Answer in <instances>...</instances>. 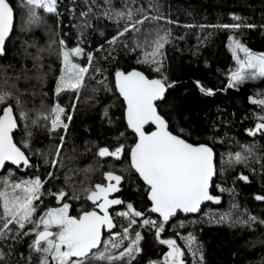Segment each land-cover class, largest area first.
Wrapping results in <instances>:
<instances>
[{"label": "snow or ice", "instance_id": "obj_1", "mask_svg": "<svg viewBox=\"0 0 264 264\" xmlns=\"http://www.w3.org/2000/svg\"><path fill=\"white\" fill-rule=\"evenodd\" d=\"M83 3L85 7L79 17H76L75 0L67 9L70 20L79 21L72 25L76 29L72 44L70 33L61 34L58 0H22L18 24L17 12L10 0H0V61H4L0 62V169H7V174L0 176V264H13V257L14 264H139L143 229L154 233L160 244L167 245L162 261L149 259L147 264H186V252L191 255L193 264H207L204 245L195 231H188L186 235L177 233L184 242L183 248L172 237L162 239L161 233L180 213L196 214L199 219L186 216L172 224L173 229L203 223L227 224L241 230L253 228L257 223L264 226V219L251 213H247L246 218L235 215L234 210L238 208L235 203H231L226 211L199 215L203 202L221 201V195L213 194V186L234 198L236 182L249 180L247 175L238 173L232 178L233 187H225L223 181L215 183L217 176H224L237 165L248 167L250 158L264 160V157L256 156L255 144H245L241 150L220 153L217 165L215 147L217 141H223L225 137L194 136L196 128L187 117L182 121L175 102L165 104L169 90L177 83L166 71L165 46L183 37L172 36L171 25L178 22L161 11L158 0H151L147 8L143 5L133 7L126 0L120 8L115 7L113 0H103V4L97 0H83ZM41 10L56 16L55 29L47 24ZM229 15L233 23L184 27L219 28L233 33L228 36V48L235 67L227 73V87L236 88L245 81L264 78V52L253 51L234 34L242 28H264V25L248 23L247 18L235 13ZM93 19L111 21L116 25V31L104 44L87 50L91 41L86 36V29L98 31L100 38L105 37L104 29L94 27ZM145 23L150 27L145 29ZM37 28L47 36L43 44L35 36L12 39L14 32L31 34ZM119 45L130 52L139 50L137 64L145 66L147 72L137 67H116L114 71L102 67L101 60H116L112 53ZM106 47L107 54L97 59L95 53H103ZM91 81L95 83L91 84ZM50 83L51 89L45 91ZM194 83L201 94L215 95L214 89L204 86L201 81ZM101 91L115 96L122 111L118 122L110 115L113 105H103L102 121L106 120L117 130L123 122L124 131H118L112 138L111 148L98 147L95 156L115 160L126 158L123 170L142 180L143 192L138 190L137 194L146 196L150 202L144 211L119 196L109 198L110 193H118L124 179L112 170L103 172L107 184L79 188L65 175V183L72 187L71 199L80 201L79 193H83V203L91 202L88 208L81 206L75 215L70 212L69 194L64 187L55 192L44 191L45 181L55 178L53 169L58 165L63 167L61 153L74 120L77 101L88 92L86 102L100 103L98 94ZM62 97H67V103H61ZM248 99L260 106L261 113L255 116L254 127L244 131L249 136L255 137L259 133L264 138V95ZM182 122L188 127H182ZM219 126L213 121L210 127L215 131ZM173 127L176 132L171 130ZM37 130L46 133L49 141L42 148L33 147ZM129 130L134 141L130 144L122 142L128 140ZM16 131L21 132L19 141L15 139ZM34 158L49 168L44 180L39 174L28 178L14 176L22 168L38 171L40 163L33 164ZM261 170L264 171V163H261ZM85 171L94 169L89 166ZM45 195L54 197L59 206L47 207L40 213L38 208ZM255 199L264 201V195H257ZM111 206H120L121 210L115 211ZM152 214L158 215L154 218ZM104 229L108 230L107 239L103 238ZM245 243L251 247L256 242ZM24 245L26 254L20 250ZM260 264H264V258Z\"/></svg>", "mask_w": 264, "mask_h": 264}, {"label": "trees", "instance_id": "obj_2", "mask_svg": "<svg viewBox=\"0 0 264 264\" xmlns=\"http://www.w3.org/2000/svg\"><path fill=\"white\" fill-rule=\"evenodd\" d=\"M58 2V11L61 13V34L70 33L72 36L70 43L74 44L76 29L72 25L79 21L75 18L70 20L67 14V9L73 6L72 0H58ZM124 2L125 0H113V4L117 8H120ZM126 2L133 7L143 5L147 8L151 0H135V4H132V0H126ZM158 2L162 5L161 11L165 15L170 16L172 20L178 22V24L171 25L172 36L183 37L182 40L174 39L165 46L167 55L166 71L170 79L177 82L169 90L165 104L175 102L177 112L182 121L184 117H187L196 128L194 136L203 134L225 137L223 141H217L215 147L217 165L220 162V153L229 150L232 152L241 150V146L245 144H255L256 156L264 157V138L259 133L252 137L244 131V129L254 127L255 116L261 113L260 106L252 104L248 98L254 97L258 99L264 95V79L244 82L236 88L227 87V76L224 72L227 71L233 62L231 51L228 48V36L233 35V33L227 29L219 28L184 27V25L233 23L230 13L247 18L248 23L264 25V0H158ZM10 3L17 12L16 23L18 24L21 19L22 0H10ZM97 3L103 4V0H97ZM74 7L76 8V17H79V12L84 10L85 7L83 0H75ZM40 14L45 16L47 24L55 29L57 24L56 16L45 14L42 10ZM153 15H155V12H153ZM92 23L94 27L104 29L105 37L100 38L98 31L86 29V36L91 41V44L87 45V50H92L98 44H104L105 40L115 35L116 31V25L111 21L93 19ZM160 23L163 24L164 22L161 21ZM120 26L122 27L123 24L121 23ZM143 27L147 29L150 25L145 23ZM127 35L125 38H127ZM234 35L238 36L253 51L264 52V28H242ZM18 36L23 39H30L35 36L40 44L47 40V36L40 28H37L31 34L14 32L12 39L16 40ZM129 47H131V43H129ZM107 51L106 47L103 53H95L97 59L101 55H106ZM112 55L116 57L115 61L104 62L101 60L100 65L113 71L116 67L125 69L137 67L147 72L145 66L137 64V56L140 55L139 50L130 52L123 45H119L118 50L114 51ZM196 80L201 81L204 86L214 89L215 95L205 96L201 94L194 83ZM90 83L94 84L95 81ZM51 87L50 83L44 90L49 91ZM88 94V92H84L77 101L74 120L69 126L66 142L61 153L64 162L63 167L58 165L56 169H53L55 178H50V182L48 180L45 181L46 187L44 191L51 190L55 192L58 188L64 187L69 194L70 212L75 215L81 206L88 208L91 202L83 203L85 200L83 193H79L80 201L71 199L72 187L70 184L65 183V175L67 174L79 188L88 187L89 184L93 186L96 183L107 184L108 181L103 176V172L112 170L116 174L124 176L116 195L125 202H133L138 210L144 211L150 202L147 201L146 196L137 194L138 190L141 193L143 192L142 180L138 179L136 174H129L123 170L126 158L122 157L120 160H115L111 157L99 158L95 156L98 147L109 146L111 148L113 145L112 138L118 134V131H124L123 122L120 123L117 130L110 126L106 120L102 121L101 119L103 105H113L110 108V115L115 121L119 122L122 117L120 102L111 93L104 91L98 94L100 103L86 102L85 97ZM35 103L38 106L39 100ZM61 103H67V97H62ZM29 107H31V104ZM213 121L220 125L215 131H212L210 127ZM205 125L209 127H205ZM181 126L188 127V124L182 122ZM147 130L150 131L151 128ZM171 130L177 131L175 127ZM46 135V133L37 130L34 133L33 147L42 148L49 143ZM127 135L128 140L122 142L129 144L134 142L130 130ZM20 136L21 132L16 131L15 139L17 141H19ZM86 141L93 143L86 145ZM32 163H40L38 171L22 168L20 171L15 172L14 176L28 178L39 174L41 179L44 180V174L49 168L44 166L42 161H37L35 158ZM261 163H264V160L250 158L248 167L237 165L234 169H229L224 176H217L215 183L223 181L225 187H233L232 178L238 173L247 175L249 180L247 182H236L234 198L228 192L220 193L213 186V194L221 195V201L219 203L206 202L201 208L199 215L202 216L205 212L220 213L228 210L231 203H235L238 205V208L234 210L235 215H244L246 218L247 213H251L264 219V201L255 199L257 195H264V171L261 170ZM89 166L94 171H85ZM9 167L12 166L9 164ZM252 169H255V172ZM5 174H7V169H2L0 176ZM82 181L83 184H81ZM57 206L59 205L54 197L45 195L38 212L42 213L47 207ZM112 209L115 211L121 210L120 206H115ZM115 211H112L111 214L115 215ZM152 215L155 218L158 214ZM186 216L188 219H199L196 214L184 215L180 213L175 220L166 225V230L161 233V238L172 237L183 248L184 242L180 240L179 235H186L188 231H195L198 239L204 245L207 264H260V261L264 258V243H262L264 242V226L257 223L253 228L241 230L239 228H230L227 224L203 223L194 227L172 228V224L184 220ZM119 223L117 221V224ZM116 230L119 231V227ZM103 233L106 234V232ZM142 234L144 235V239L141 241L143 252L138 257L139 264H147L149 259L162 261L163 253L167 251V245L160 244L154 238V233L149 232L147 229H143ZM246 241H255L256 243L249 247L245 243ZM233 253H236V255L233 256ZM186 256V264H193L191 255L186 252Z\"/></svg>", "mask_w": 264, "mask_h": 264}, {"label": "rangeland", "instance_id": "obj_3", "mask_svg": "<svg viewBox=\"0 0 264 264\" xmlns=\"http://www.w3.org/2000/svg\"><path fill=\"white\" fill-rule=\"evenodd\" d=\"M242 56V54H241ZM235 67V61L233 60L232 64L230 65V67L227 69V71L224 72V74L227 76V73L230 69L234 68ZM260 79H264V78H257V79H254V80H249V81H245V82H254V81H258ZM27 239V238H26ZM21 251H24L25 254H26V245H24L21 249ZM14 261H15V258L13 259V264H14Z\"/></svg>", "mask_w": 264, "mask_h": 264}, {"label": "flooded vegetation", "instance_id": "obj_4", "mask_svg": "<svg viewBox=\"0 0 264 264\" xmlns=\"http://www.w3.org/2000/svg\"><path fill=\"white\" fill-rule=\"evenodd\" d=\"M116 197H117L116 193H110L109 194V198H116ZM113 207H111V208H113ZM103 232H106V234L103 233V238L107 239L108 230L107 229H104Z\"/></svg>", "mask_w": 264, "mask_h": 264}, {"label": "water", "instance_id": "obj_5", "mask_svg": "<svg viewBox=\"0 0 264 264\" xmlns=\"http://www.w3.org/2000/svg\"><path fill=\"white\" fill-rule=\"evenodd\" d=\"M10 164V163H9ZM2 169H0V171H1ZM206 202H203L202 203V206H201V208L203 207V205L205 204ZM111 207H113V206H111ZM115 207V206H114ZM182 214H184V213H182ZM184 215H192V214H184Z\"/></svg>", "mask_w": 264, "mask_h": 264}]
</instances>
